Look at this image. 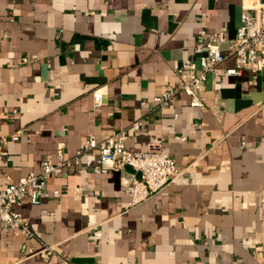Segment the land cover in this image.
Wrapping results in <instances>:
<instances>
[{
  "label": "crops",
  "instance_id": "crops-1",
  "mask_svg": "<svg viewBox=\"0 0 264 264\" xmlns=\"http://www.w3.org/2000/svg\"><path fill=\"white\" fill-rule=\"evenodd\" d=\"M259 4L0 0V191L38 173L60 146L71 157L86 137L118 130L130 151L161 147L178 171L131 206L126 189L139 174L103 173L84 155L48 180L57 198L16 203L54 248L53 264H264V71L208 75L202 107L185 93L166 107L141 105L178 84L182 61L197 60L200 30L223 33L226 53L244 7ZM232 66L228 58L219 69ZM40 241L0 221V264H44Z\"/></svg>",
  "mask_w": 264,
  "mask_h": 264
},
{
  "label": "built area",
  "instance_id": "built-area-1",
  "mask_svg": "<svg viewBox=\"0 0 264 264\" xmlns=\"http://www.w3.org/2000/svg\"><path fill=\"white\" fill-rule=\"evenodd\" d=\"M240 22L234 45L226 53L220 48L221 43L225 41L223 33H207L200 30L194 46L197 60L182 61L176 70L178 84L166 85L159 95L148 103L141 102V105H146L150 109L166 107L174 101L178 93H185L190 97V106L202 107L204 99L201 93L208 75L221 73L224 77L239 76L244 70L250 71L252 75L263 72L264 6L259 4L257 9L244 7ZM228 58L233 59V66L219 69ZM93 101L95 107L101 104V95L97 91L93 92ZM131 128L138 130L139 123L134 122ZM126 137L127 133L124 130L113 131L100 138L88 136L71 157H65L60 146L54 159L48 157L42 159L38 173H29L17 182L10 181L0 191V221L8 227L19 229L26 239L40 241L32 233L27 222L13 212V206L25 198L33 205H38L49 198H57V193L50 195L47 189L48 180L76 166L84 155H96L103 173L108 170L122 171L125 167H130L139 174V177L131 179L126 189L131 206L147 201L176 181L178 171L175 161L161 147L146 152H132L126 146ZM94 236L98 239L100 233H95ZM40 243L38 256L44 264H53L54 248L41 241Z\"/></svg>",
  "mask_w": 264,
  "mask_h": 264
}]
</instances>
